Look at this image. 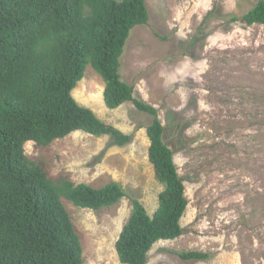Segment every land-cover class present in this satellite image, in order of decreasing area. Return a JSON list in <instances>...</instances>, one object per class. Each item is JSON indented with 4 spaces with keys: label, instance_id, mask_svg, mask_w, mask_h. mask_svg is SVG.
<instances>
[{
    "label": "rangeland",
    "instance_id": "rangeland-1",
    "mask_svg": "<svg viewBox=\"0 0 264 264\" xmlns=\"http://www.w3.org/2000/svg\"><path fill=\"white\" fill-rule=\"evenodd\" d=\"M258 1L146 0L149 22L127 39L121 78L158 110L189 200L182 235L158 241L147 264H264V25L241 19ZM104 88L89 64L73 96L129 134L128 144L79 130L46 146H24L54 179L93 187L116 182L125 191L99 210L63 198L84 264H124L115 243L133 201L153 214L164 189L148 157L153 117L132 102L108 107ZM185 251L209 256L186 260Z\"/></svg>",
    "mask_w": 264,
    "mask_h": 264
},
{
    "label": "trees",
    "instance_id": "trees-1",
    "mask_svg": "<svg viewBox=\"0 0 264 264\" xmlns=\"http://www.w3.org/2000/svg\"><path fill=\"white\" fill-rule=\"evenodd\" d=\"M149 19L146 0H0V264H84L82 242L63 198L99 210L125 195L116 182L93 187L66 176L54 179L25 153L28 141L46 146L79 130L110 135L117 145L131 141L74 98L89 64L105 83L108 107L132 102L153 117L148 157L164 185L153 214L133 201L115 243L121 262L147 264L158 241L182 235L189 200L164 140V125L156 107L136 98L134 86L120 74L132 29ZM241 19L264 25V0ZM180 256L200 260L209 254L185 251Z\"/></svg>",
    "mask_w": 264,
    "mask_h": 264
}]
</instances>
